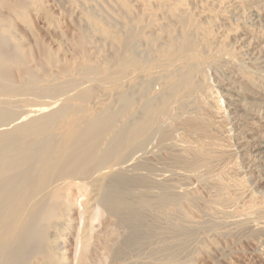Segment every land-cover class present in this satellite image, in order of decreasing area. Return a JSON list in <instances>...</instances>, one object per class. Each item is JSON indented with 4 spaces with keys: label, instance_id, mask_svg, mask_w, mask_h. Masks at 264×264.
<instances>
[{
    "label": "bare ground",
    "instance_id": "obj_1",
    "mask_svg": "<svg viewBox=\"0 0 264 264\" xmlns=\"http://www.w3.org/2000/svg\"><path fill=\"white\" fill-rule=\"evenodd\" d=\"M230 1L201 0L198 7L207 2L211 10L218 6L221 13L238 15L249 27L237 45L213 39L214 16L198 9L195 15L196 5L188 3L190 9L185 0L124 2L127 19L121 23L107 22L113 16L99 18L93 0H0V264H71L68 234L76 220L71 216L76 190L87 191L75 264H131V242L144 253L153 237L173 256L195 228L210 229L209 222L264 232V206L250 212L237 207L231 185L219 173L224 167L219 150L231 152L224 148L229 138L240 167L227 161L226 171L241 175L238 183H250L255 195L260 180L253 177L264 174V6L239 11L242 1L239 6V0ZM79 2L85 19L79 24L74 15L76 33L67 44L60 37L53 49L35 35L37 56L18 36L19 23L34 30L37 13L57 32L62 18L49 3L71 10ZM256 122L259 133L251 128ZM126 171L141 172L138 199L144 210L138 227L127 230L124 196L113 191V181ZM194 179L201 183L198 190L218 186L217 192L214 188L205 199V192L202 197L191 187ZM259 194L254 197L264 201V192ZM196 198L203 199V208ZM101 217L102 228L92 235L90 220ZM207 239L199 236L196 245L207 250Z\"/></svg>",
    "mask_w": 264,
    "mask_h": 264
},
{
    "label": "rangeland",
    "instance_id": "obj_2",
    "mask_svg": "<svg viewBox=\"0 0 264 264\" xmlns=\"http://www.w3.org/2000/svg\"><path fill=\"white\" fill-rule=\"evenodd\" d=\"M103 1V2H102ZM118 1V0H117ZM120 1V2H119ZM118 2L119 3H121L120 5L117 3V2H115V0H109V1H107V0H101V1H96V0H93V2H95V3H99V7L101 8H98V6H96L95 8H97L96 10L97 11H95V13H97V12H100V14H102V15H100L99 13H97V14H99L100 16H102V17H104V14H105V19L104 18H102V17H100L99 15H98V17L99 18H101V19H103V20H107L110 16L112 17H114V16H116L115 18H117L116 20H115V18H110V19H114L113 21L112 20H107V22H109V23H118L119 21H120V23L121 22H123V20L125 21L127 18H126V16H127V10H126V12H125V9L123 8V7H120L124 2H131V0L129 1V0H119ZM141 1V0H140ZM187 1H189V2H187ZM202 1H204V0H202ZM241 1H242V5H241ZM247 3H246V2ZM252 1H254V0H251V1H248V0H239V2L237 3L238 4V6L239 5H241L240 6V10L239 11H241V10H243V9H250L251 7H252V9L253 8H255L256 6L255 5H257V7H260V6H264V0H262V1H258L257 3L256 2H252ZM100 2H102V4L100 3ZM113 2V4H111V6H110V3H112ZM185 2H187L186 3V6H188L189 8L191 7L190 6V4H191V2H192V4H194V5H196V8L192 5V9L194 10L193 11V13L195 14V15H197L196 13L198 12V10L200 11V10H204L205 12H206V14L207 15H209V16H214V19H216V20H214L213 19V23L211 24V28L213 29V33H212V38L213 39H216L217 40V38H219V39H222V42L223 43H225V44H229V43H231V45L232 44H235V45H237V42L239 41V39H240V37H242V34L244 33V32H247L246 30H247V28L249 27H247L245 24V22L243 21V20H238V15H236V16H234V15H230V13H225V12H220V11H222V7H220V8H217V7H215V10H214V7H213V10H211L212 8H209V6H208V4H207V2H205V4L202 2L201 3V6H199L198 7V4H200V2H201V0H185ZM226 2V3H225ZM231 1L230 0H224V2H223V4L225 3V4H229ZM233 2V1H232ZM231 2V3H232ZM261 2V3H260ZM263 2V3H262ZM104 3V4H103ZM188 3H190V4H188ZM230 3V4H231ZM261 5H260V4ZM67 4V3H66ZM74 4H78V2L77 3H74ZM101 4V5H100ZM203 4V5H202ZM224 4V5H225ZM248 4V5H247ZM53 5V3L52 4H50L49 3V6L50 7H52V8H54V10H53V12H55V14H56V18L57 19H61L60 21H61V24H60V26H59V29L57 30V32H55L54 31V29H53V26H50V25H48L49 23H48V21L44 18V16H42L41 15V13H37V14H40L39 16L38 15H36L37 16V18H36V16H33V20H34V30H30V28L29 27H27L26 25H23L22 23H19V26L20 27H22V28H20L19 26H18V28L19 29H17V31H18V36L20 37V36H24L25 38H26V45L29 47L30 45H29V43L32 45L31 47H33V48H31L33 51H34V53L38 56V55H40L39 53V50H38V53H37V50L35 49V47L33 46L35 43H34V38L36 39V36L35 35H37L39 38H41V39H43V40H45L46 42H48L49 44H50V46H52L53 47V49H57L58 48V39H60V37H61V39H63L62 41L63 42H66L65 44H67V40H65V39H69V38H71V36L73 37L75 34L74 33H76L75 31H76V29H74L75 27H74V23H73V18H74V15H75V18L77 17V15H79V24L81 23V21H83L85 18H84V14L82 13L81 14V12H83L82 10H79V9H81V7H80V2H79V7H77V9H76V7L74 6V5H72L73 7H75V8H73V9H71L70 10V8H71V6L70 5H64L63 4V6L64 7H58L57 6V8H56V6L54 5V6H52ZM103 5H106L105 7H104V9H103ZM107 5L108 6H110V7H108L109 9H110V11L107 9ZM113 5H114V7H113ZM116 5H117V7H116ZM119 5V6H118ZM204 5H205V7H204ZM208 6V8H207V6ZM244 5H245V7H244ZM65 6H67V7H65ZM70 6V7H69ZM68 7H69V9H68ZM119 7V8H118ZM194 7V8H193ZM204 7V8H203ZM244 7V8H243ZM247 7V8H246ZM248 7H250V8H248ZM62 8V9H61ZM64 8L66 9V10H64ZM94 8V9H95ZM116 8V9H115ZM118 8V9H117ZM190 8V9H191ZM201 8V9H200ZM61 9V10H60ZM76 9V11L74 12V10ZM120 9V10H119ZM123 9H124V11H123ZM196 9H198V10H196ZM206 9H207V11H206ZM219 9H220V11H219ZM68 10V11H67ZM73 10V11H72ZM102 10H104V14H103V12H101ZM119 12H118V11ZM123 11V13H122V11ZM0 11H1V9H0ZM65 11V12H64ZM74 12L73 14H70V13H72V12ZM81 11V12H80ZM110 13H109V12ZM192 11V10H191ZM209 11V12H208ZM213 12V14H212V12ZM232 12L234 11L233 10V8H232V10H231ZM60 12V13H59ZM62 12V13H61ZM69 12V13H68ZM80 14H79V13ZM108 12V13H107ZM114 12V13H113ZM220 12V13H219ZM58 13V14H57ZM64 13V14H63ZM123 15H122V14ZM211 13V14H210ZM71 16H70V15ZM114 14V15H113ZM119 14V15H118ZM126 14V15H125ZM224 14V15H223ZM34 15V14H33ZM106 15H108V16H106ZM122 15V16H121ZM230 15V16H229ZM42 16V17H41ZM68 16V17H67ZM83 16V17H82ZM123 16H125L124 17V19L122 18ZM34 17H35V19H34ZM70 17H71V20H70ZM82 17V18H81ZM106 17H108V18H106ZM118 17H119V19H118ZM215 17H217V18H215ZM229 17V20L227 19V18ZM233 18V21H231L232 20V18ZM42 18V19H41ZM84 18V19H83ZM225 18H226V20H225ZM235 18V19H234ZM69 19V20H68ZM81 19V20H80ZM218 19V20H217ZM237 19V20H236ZM122 20V21H121ZM228 20V21H227ZM36 21V22H35ZM59 21V22H60ZM66 21V22H65ZM72 21V22H71ZM118 21V22H117ZM220 21V22H219ZM236 21V22H235ZM84 22V21H83ZM219 22V23H218ZM48 23V24H47ZM73 23V24H72ZM243 23H244V25H243ZM214 25V26H213ZM234 25V26H233ZM62 26V27H61ZM74 27V28H73ZM234 28V29H233ZM22 29V30H21ZM28 29V30H27ZM62 30V31H61ZM220 30V31H219ZM19 31H21L20 33H19ZM33 31V32H32ZM40 31V32H39ZM217 32V35H215L214 36V34ZM23 32V33H22ZM49 32V33H48ZM54 32V33H53ZM63 32V33H62ZM215 32V33H214ZM30 33V34H29ZM65 33V34H64ZM224 33V34H223ZM20 34H22V35H20ZM29 36H28V35ZM32 34V36H30ZM61 34H62V36H63V34H64V38H62V36H61ZM68 34V35H67ZM219 34V35H218ZM223 34V35H222ZM227 34V35H226ZM27 35V36H26ZM41 37H40V36ZM60 35V36H59ZM222 35V36H221ZM224 35H226V36H224ZM239 35H241V36H239ZM66 36V37H65ZM96 36V35H95ZM219 36H221V38L219 37ZM223 36H224V38H223ZM227 36H228V39H227ZM97 37V39H101L98 35L96 36ZM217 37V38H216ZM231 37V38H230ZM238 37V38H237ZM55 39V40H54ZM60 39V40H61ZM226 39V40H225ZM236 39H238V40H236ZM51 40V41H50ZM59 40V41H60ZM102 40V39H101ZM228 41V42H227ZM36 45V44H35ZM57 47V48H56ZM36 48H37V46H36ZM38 49V48H37ZM71 51V50H70ZM225 55V54H224ZM264 64V63H263ZM240 98H241V96H237V97H235V99H237V100H240ZM242 99V98H241ZM254 107H256L255 105H254ZM240 109L239 108V106H237L236 107V109ZM240 113H242V111H239ZM239 119V118H238ZM237 119V120H238ZM262 121V123L264 124V117L261 119ZM239 121V122H238ZM237 122H238V125H243L242 123H243V119H239ZM241 121V122H240ZM257 124H255L254 126H251V128L253 129V131L255 132V133H259L261 130H260V127H258V125H259V123L258 122H256ZM250 127V126H249ZM260 130V131H259ZM263 130V129H262ZM253 132L251 131L250 132V134L251 135H254L255 136V134H252ZM228 140H230L229 138H228ZM228 140L226 141V142H224V140H223V142H224V145H225V143H226V147H224V148H227V146H228V150L229 151H231V152H225V153H227V154H225L223 151L221 152L219 149V153H221L220 154V159L218 158V161L220 162V164L219 165H224V167H222V166H220V167H222L221 168V170L222 169H224V171L226 172V174H225V172L222 170V172H221V170H220V172L219 173H221L222 174V182H224L223 184H225V182L226 183H228L229 185H231V193H233V196H235L236 198H235V203L237 202V205L235 204V203H233V204H231V205H236L237 207H240L241 205V207H243L242 209H245L247 212H250L252 209L255 211V207L256 206H258V207H261V206H264V201L263 200H261V199H259V198H261V197H258V198H256V197H254V192H253V190H252V186H251V184L250 183H240V182H242V181H240L239 183H238V179H240L241 177V175L239 176V174L237 175V174H235V176H234V174H232L231 172H229V171H226L227 170V165H228V168H229V166H230V164H229V162H231V165H233V164H235V165H237L238 164V166L240 167V162L238 163V160L239 159H237L236 158V156L234 157L233 156V151H232V149H233V146H232V142L230 141V142H228ZM227 144H229V145H227ZM217 150V151H218ZM231 155V156H233V157H231L229 154ZM245 155V154H244ZM242 156L241 158L242 159H246V156ZM227 156H228V159L229 160H225V158H227ZM222 157H223V159H222ZM225 157V158H224ZM234 158H236V160L234 159ZM260 158H263L264 159V152H262L261 154H260ZM222 159V160H221ZM226 161V162H224V161ZM231 160V161H230ZM234 160V161H233ZM227 161H229V162H227ZM224 163V164H223ZM227 163V164H226ZM219 167V168H220ZM238 167V168H239ZM218 170V171H219ZM126 172L128 173V174H126ZM123 175L121 174V175H118L115 179H120L119 177H122V179H120V180H116V181H113V182H115L113 185V191H114V189H115V192H114V194L115 195H117V193H118V195H123L124 196V202H125V204H126V206H124V208L125 209H123L122 211L124 212V214H127L126 215V217L128 216H130V218L127 220L126 218L125 219H123V226L125 227V229L127 230V226H129L131 229L133 228V227H138V225H139V217H141V216H143V215H141V213L142 214H144V212H142V211H144L142 208V206H140V203H139V197L140 196H138V195H141V193H142V186H140V185H138V184H141L142 185V183H141V177H139L140 176V173L141 172H139L137 175H136V173H137V171H134L135 173L133 174V172L131 171V173H130V171H126ZM228 172H229V174H228ZM231 173V174H230ZM261 173H259L258 174V176H260L259 178H261V179H259V178H254L253 177V180L255 181L256 180V182L258 181V180H260V181H258L259 183H260V185H258L257 187H255L254 186V189L256 188V190H257V192H255L257 195H255V196H260V192L261 193H263L264 192V174H261V175H263V176H261L260 175ZM130 175H132V176H130ZM139 175V176H138ZM224 175V176H223ZM225 175H227V176H225ZM239 176V177H237V176ZM124 176H128V177H125V179L126 180H124ZM136 176V177H135ZM137 176H138V178H137ZM230 176V177H229ZM231 176H232V178H234V177H236V178H234V179H232L231 178ZM136 179H135V178ZM224 177H226L225 179L227 180L228 179V181L230 180V182H228V181H226V180H224ZM228 177V178H227ZM127 178H128V180H127ZM123 180V181H122ZM135 180H136V182H135ZM137 180H138V182L139 183H137ZM195 180V181H194ZM193 181H192V186L191 187H195L194 189H199V185H200V187H201V183L199 182L198 183V181L196 180V179H194ZM234 180V181H233ZM235 180H237L236 182H235ZM120 181V182H119ZM121 181H122V183H121ZM126 181V182H125ZM118 184H117V183ZM128 182V183H127ZM197 182V183H196ZM231 183V184H230ZM233 183H236V185H232ZM240 184V185H242V184H245L246 185V187H245V185H244V187H245V190H244V187L242 186H240L239 185V187H238V184ZM127 184V185H126ZM132 184H135V185H133L132 186ZM194 184V185H193ZM199 184V185H198ZM247 184H249V186H247ZM115 185H118L117 187H118V189H117V187H115ZM196 185V186H195ZM235 186H237V187H235ZM139 187H140V189H139ZM197 187V188H196ZM203 187V186H202ZM217 187L218 186H216V187H212V186H210V187H208V188H206V189H214V188H216V192H217ZM250 187V188H249ZM259 187V188H258ZM232 188H233V190H232ZM234 188H236V190L234 189ZM196 190L198 193H199V195L200 196H202L203 197V193H204V197H205V199H209V198H207V197H211V194L213 195V193L215 192V189L213 190V191H206V189L205 188H202V190H201V188H200V190ZM243 191H242V190ZM251 189V190H250ZM259 189V190H258ZM262 191H261V190ZM141 192H140V191ZM241 190V191H240ZM249 190H250V192H249ZM87 191V190H86ZM86 191L85 190H83V191H79V190H76V192L75 193H73V195H72V197H73V212L71 213V216H73V218H75L76 220H75V223L73 224V230L68 234V236L70 237V241H72V250H70L69 252H68V254H67V257H69V260L71 261V264H75L76 262V258L78 257V255H79V252H77V251H79L80 250V236H81V230L80 229H82V222H81V212L83 211V202L85 201V199H86ZM116 191H118V192H116ZM140 192V194H139V192ZM195 191V190H194ZM237 191V192H236ZM251 191H252V193L254 194V195H252V193H251ZM260 191V192H259ZM137 192H138V194H137ZM213 192V193H212ZM237 194H236V193ZM207 193H208V195H207ZM241 193V194H240ZM210 194V195H209ZM239 194V195H238ZM122 196V197H123ZM252 196V197H251ZM241 198V199H240ZM134 199V200H133ZM255 199V200H254ZM200 200H201V202H200ZM200 200H198V198H196V200H195V205L196 206H198V208H203L204 206V204L205 203H203L204 201H203V199H200ZM239 200V201H238ZM240 200L242 201H244L243 203L242 202H240ZM198 201V202H197ZM82 202V203H81ZM201 203V206L199 205L200 203ZM239 202V203H238ZM263 203V205H262V203ZM259 203H261L260 205H259ZM257 204V205H256ZM244 205V206H243ZM247 205V206H246ZM249 205V206H248ZM196 206H194L193 207V209H194V211H196L197 213H198V211H199V209H197V207ZM240 207V208H241ZM254 207V208H253ZM233 208V207H232ZM100 211H101V208H99V210H98V212H96V213H98L99 214V216H101V214L102 213H100ZM102 212V211H101ZM195 212V213H196ZM263 215H264V213H262ZM137 215V216H136ZM141 215V216H140ZM135 216V217H134ZM135 218V219H134ZM96 219V220H95ZM95 219H91L90 220V224H89V227H88V229H87V231H89V233H92V235H94L95 234V231H96V229H101L102 227V225H103V218L101 217V218H95ZM138 219V220H137ZM93 220V221H92ZM98 220V221H97ZM103 221V222H102ZM98 222V223H97ZM101 222H102V224H101ZM92 224V225H91ZM96 226H95V225ZM99 224L101 225V226H99ZM212 224H216V228L214 229V225H212ZM98 225V226H97ZM221 225H223V224H217L216 222H209L208 223V228H210V229H207V228H205V226H202V228L201 227H198V228H195L196 230H195V233H194V235L192 236V238L191 239H189L187 242H185V244L184 245H181L179 248H178V250H177V252L175 253V254H173V256L172 255H170V256H172V259H170V256H168V254L169 253H167L166 251L164 252V251H161L159 248V243L157 242V241H154L156 238H152L153 239V241L151 240V241H149L148 243H150L151 242V244H153V245H156V243H157V246H154L153 248H152V246L153 245H151V247H150V244L149 245H147L148 243H145L146 244V246L144 245H142L144 248V250H147V248H148V246H149V248H151V249H148L147 251H144V253H143V251H141V253H143V254H141L140 253V248H142V247H135L134 248V246H133V243L131 242V247H133V248H131V247H129L130 248V250L132 249H135L134 251H136V250H138V252H139V254H138V252L136 251L135 253H134V251H131L130 253H131V256H130V262H131V264H142V263H140V262H149V263H152V264H181L182 263V261H183V258H184V261H183V263L182 264H187V262H189L190 261V259H191V264H194V262H195V264H264V232H262V234H261V232L260 233H258L257 235H256V233L255 232H257V231H254V232H252L251 230H249L250 232H247L248 231V229H244V228H235V226H227V227H225L224 225V227L223 226H221ZM91 226V227H90ZM93 226V227H92ZM221 226V227H220ZM81 227V228H80ZM203 227H204V229H203ZM218 227H220V229H223V231L221 230H218L217 228ZM93 228H95V230H93ZM203 229V230H200V229ZM214 230H213V229ZM233 228V231L234 230H238V231H240V232H238V231H236V232H232V229ZM235 228V229H234ZM212 229V231L211 232H214V233H211L210 232V230ZM217 229V230H216ZM229 229H230V231H229ZM80 230V231H79ZM225 230V231H224ZM227 230V231H226ZM124 231V230H123ZM202 231V233H206V231H207V233L206 234H202V233H200V232ZM205 231V232H204ZM209 231V232H208ZM216 231V232H215ZM218 231H220L221 232V234H222V232L224 233V234H222V236H221V234H219V232ZM228 231H229V233H228ZM232 232V233H231ZM88 233V234H89ZM218 233V234H217ZM252 233H255V234H252ZM196 234V235H195ZM209 234H212L211 235V237H210V235ZM90 235V237H92V235L91 234H89ZM202 235V237L203 238H205V236H206V239H207V236H208V239L210 238H212V237H214V235L216 236V239L214 238V240H213V238L211 239L212 241H214L215 242V245H213V243L214 242H212V241H210V239H209V241H208V239H207V242H209L208 243V245H210L209 247H207L206 249L207 250H205V249H203V248H201V246L200 247H198L199 245H201V243H199V241L197 240L198 239V237L199 236H201ZM205 235V236H204ZM227 235V236H226ZM241 235V236H240ZM246 235V236H245ZM195 236V237H194ZM219 236V237H218ZM231 236V237H230ZM256 236V237H255ZM77 237V238H76ZM242 237V238H241ZM182 238H183V236H182ZM197 238V239H196ZM240 238V239H239ZM151 239V238H150ZM193 239V240H192ZM78 240H79V242H78ZM156 240H158V239H156ZM192 240V241H191ZM217 240V241H216ZM260 240V241H259ZM75 241H77V242H75ZM185 241V240H184ZM155 242V243H154ZM195 242H198V243H195ZM212 242V243H211ZM216 242H218V244H216ZM259 244H258V243ZM194 243V244H193ZM263 243V244H262ZM79 244V245H78ZM196 244H199V245H196ZM191 245H193V246H191ZM212 245V246H211ZM138 246H140V245H138ZM217 246H219V247H217ZM191 248V250H189L190 248ZM197 247V248H196ZM225 247V248H224ZM200 248L201 249H203L204 251H202V250H200ZM142 249V250H143ZM198 250L199 252H197V251H195V250ZM149 250L151 251V252H149ZM219 250V251H218ZM221 250V251H220ZM185 251V252H184ZM194 251V252H193ZM202 251V252H201ZM206 251V252H205ZM207 251H209V252H207ZM180 252V253H179ZM185 253V254H183V253ZM188 252V253H187ZM193 252V253H192ZM195 252L197 253V254H195ZM148 253H149V255H148ZM152 253H154V254H152ZM207 253V254H206ZM211 253H213V254H211ZM132 254H135V255H132ZM182 254V255H181ZM192 255L191 257H190V255ZM185 255V256H184ZM189 255V256H188ZM194 255V256H193ZM205 255V256H204ZM223 255V256H222ZM134 256H138V257H135V259H133L134 258ZM141 256H144V257H141ZM151 256H152V258H151ZM207 256V257H206ZM218 256V257H217ZM185 257H186V259H185ZM187 257H190L189 258V260H187ZM215 257L217 258V259H215ZM148 258V259H147ZM154 258V259H153ZM210 258V259H209ZM263 258V259H262ZM133 260H135V261H133ZM143 260H145V261H143ZM166 260V261H165ZM171 260H173V261H171ZM178 260H179V262H178ZM182 260V261H181ZM133 262H135V263H133ZM167 262V263H166ZM197 262V263H196ZM188 264H190V263H188Z\"/></svg>",
    "mask_w": 264,
    "mask_h": 264
}]
</instances>
